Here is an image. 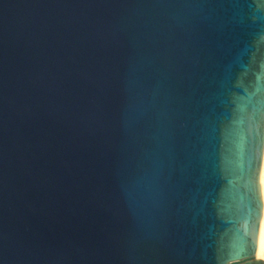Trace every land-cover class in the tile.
Here are the masks:
<instances>
[{
	"label": "water",
	"instance_id": "95a60500",
	"mask_svg": "<svg viewBox=\"0 0 264 264\" xmlns=\"http://www.w3.org/2000/svg\"><path fill=\"white\" fill-rule=\"evenodd\" d=\"M264 0H0V264H264Z\"/></svg>",
	"mask_w": 264,
	"mask_h": 264
},
{
	"label": "bare ground",
	"instance_id": "6f19581e",
	"mask_svg": "<svg viewBox=\"0 0 264 264\" xmlns=\"http://www.w3.org/2000/svg\"><path fill=\"white\" fill-rule=\"evenodd\" d=\"M261 182H262V190H263V196H264V161H263V167H262ZM259 257H264V217H263V223H262V233H261V242H260V247H259Z\"/></svg>",
	"mask_w": 264,
	"mask_h": 264
}]
</instances>
